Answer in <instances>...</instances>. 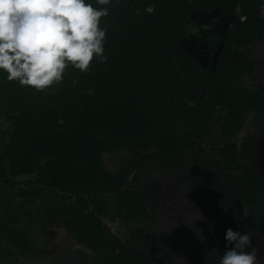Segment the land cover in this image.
Segmentation results:
<instances>
[{
	"label": "trees",
	"instance_id": "1",
	"mask_svg": "<svg viewBox=\"0 0 264 264\" xmlns=\"http://www.w3.org/2000/svg\"><path fill=\"white\" fill-rule=\"evenodd\" d=\"M261 2L113 0L102 6L92 0L95 7L109 9L101 18V27L107 29L106 61L95 57L86 72L70 65L62 82L43 91L8 81L0 73V120L12 130L0 146V186L15 194V186L25 183L21 176L35 175L27 186L75 197L70 215L76 238L101 261L154 264L130 249L101 218L108 209L136 223L151 217L144 192L127 189V172L107 170L102 156L116 150L138 154L142 149H155L142 156L144 161L170 156L176 147L191 148L210 135L217 114L225 112L222 129L231 139L246 113L256 111L264 117V90H246L234 83L244 69L246 47L264 35ZM148 5H155V11H145ZM194 9L234 15L223 32L208 30L201 39L213 50L222 45L212 71L188 55L180 41L182 24ZM174 115L192 130L182 137L170 133L167 120ZM234 147L232 143L219 148L228 170L242 167ZM239 207L230 227L264 232L262 194L252 192ZM224 233L204 235L192 264L219 260L225 250Z\"/></svg>",
	"mask_w": 264,
	"mask_h": 264
},
{
	"label": "rangeland",
	"instance_id": "2",
	"mask_svg": "<svg viewBox=\"0 0 264 264\" xmlns=\"http://www.w3.org/2000/svg\"><path fill=\"white\" fill-rule=\"evenodd\" d=\"M260 13L264 17V2L260 3ZM233 17L220 9L212 12L194 9L189 20L182 24L181 44L203 69L213 70L216 53L201 39L208 30L223 32ZM245 50L242 56L245 66L234 83L246 90H264V35ZM218 115L211 120L213 132L210 135L191 148L176 147L170 156L144 161L142 156L155 149H142L138 154L116 150L102 156L107 170L127 172V189L139 188L144 192L152 218L150 226L145 222L126 221L113 215L112 209L102 213L101 218L130 249L143 253L150 263L192 264L195 248L204 235L224 233L240 214L239 205L242 206L252 192L264 197V117L256 111L246 113L239 132L231 139L222 129L225 112ZM4 122L0 127V146L12 133L11 125ZM167 124L169 132L177 137L192 130L175 115L168 118ZM232 143L242 166L239 170H228L219 153V148ZM34 177L23 175L19 180L26 183ZM25 183L15 186V194H11L16 217L13 220L14 246L31 240L41 248H14L12 264H37V261L52 259L51 264H109L77 240L70 215L75 200L72 194L44 186L29 187ZM59 230L68 236L66 243L73 242L76 246L73 249L69 244L66 254L61 256L59 246L53 245ZM249 231L252 247L264 261V232ZM85 249L87 254H84ZM26 253L32 255L29 262L24 258ZM210 264H219V261Z\"/></svg>",
	"mask_w": 264,
	"mask_h": 264
},
{
	"label": "clouds",
	"instance_id": "3",
	"mask_svg": "<svg viewBox=\"0 0 264 264\" xmlns=\"http://www.w3.org/2000/svg\"><path fill=\"white\" fill-rule=\"evenodd\" d=\"M112 2L95 0L102 6ZM145 11L154 12L155 5ZM108 14V7H95L92 0H0V73L43 91L62 82L70 65L86 72L95 57L107 60L101 18ZM224 240L219 264H257L249 233L228 227Z\"/></svg>",
	"mask_w": 264,
	"mask_h": 264
},
{
	"label": "crops",
	"instance_id": "4",
	"mask_svg": "<svg viewBox=\"0 0 264 264\" xmlns=\"http://www.w3.org/2000/svg\"><path fill=\"white\" fill-rule=\"evenodd\" d=\"M4 121L0 120V127L3 125ZM5 123V122H4ZM40 186V185H36ZM49 188V187H46ZM52 189V188H50ZM54 191V190H53ZM12 196L9 195L4 188L0 186V264H12V253L13 249L16 247H21V249H30V248H41L40 245H36V243H32L31 240H26V241H21L20 243L16 244L14 246V241H13V220L14 215H13V203H12ZM61 216L59 215L58 218ZM68 218L70 219L69 215ZM67 218V220H68ZM18 220V219H16ZM19 221V220H18ZM22 221V220H21ZM61 224V221H58ZM15 223H19L16 222ZM61 230V229H60ZM57 232V236L55 234L53 245H58L60 249V256L66 254L65 252L67 251V247L69 244L73 246V249L76 247L74 246L75 244L72 243H66L68 241V236L65 234H62L61 231ZM62 242V243H61ZM56 243V244H55ZM61 243V244H60ZM55 248V247H54ZM84 254L86 253V249L84 251ZM36 256V255H35ZM34 257V256H33ZM24 258H27V262L32 260V255H28L27 253L25 254ZM60 259V258H59ZM29 260V261H28ZM37 261V259H35ZM59 261H62L61 259ZM219 261V260H218ZM37 264H51L53 262V259L51 261L49 260H41L37 261ZM29 264H31L29 262ZM257 264H264V261H262L260 258H258Z\"/></svg>",
	"mask_w": 264,
	"mask_h": 264
},
{
	"label": "flooded vegetation",
	"instance_id": "5",
	"mask_svg": "<svg viewBox=\"0 0 264 264\" xmlns=\"http://www.w3.org/2000/svg\"><path fill=\"white\" fill-rule=\"evenodd\" d=\"M217 32H218V31H217ZM207 46H209V47L211 48V45L208 44ZM220 47L222 48V45H221V44L219 45L218 48H216L215 50H213V49H212V50H213L215 53H217V50H218ZM220 52H221V49H220V51H219V53H218V56L220 55ZM145 198H146V197H145ZM149 210H150V209H149ZM150 212H151V210H150ZM151 218H152V213H151L150 220L145 222V223H149V224H148L149 226H150Z\"/></svg>",
	"mask_w": 264,
	"mask_h": 264
},
{
	"label": "water",
	"instance_id": "6",
	"mask_svg": "<svg viewBox=\"0 0 264 264\" xmlns=\"http://www.w3.org/2000/svg\"><path fill=\"white\" fill-rule=\"evenodd\" d=\"M220 49H221V47L217 50V53H216L215 59L217 58Z\"/></svg>",
	"mask_w": 264,
	"mask_h": 264
},
{
	"label": "built area",
	"instance_id": "7",
	"mask_svg": "<svg viewBox=\"0 0 264 264\" xmlns=\"http://www.w3.org/2000/svg\"><path fill=\"white\" fill-rule=\"evenodd\" d=\"M241 18H242V19H244V18H245V16H242Z\"/></svg>",
	"mask_w": 264,
	"mask_h": 264
}]
</instances>
